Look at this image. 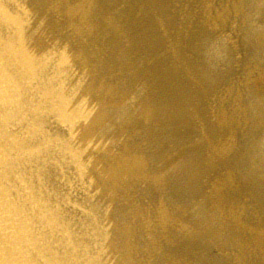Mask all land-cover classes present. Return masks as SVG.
<instances>
[{
	"label": "bare ground",
	"instance_id": "6f19581e",
	"mask_svg": "<svg viewBox=\"0 0 264 264\" xmlns=\"http://www.w3.org/2000/svg\"><path fill=\"white\" fill-rule=\"evenodd\" d=\"M120 2L87 10L67 0H0V264L183 263L188 249L176 257L172 244L163 247L161 222L121 193L145 160L132 147L114 158L113 145L130 146L127 130L169 104H148L168 90L159 72L133 73L144 57L132 51ZM169 54L168 77L177 78L189 66L178 47Z\"/></svg>",
	"mask_w": 264,
	"mask_h": 264
},
{
	"label": "rangeland",
	"instance_id": "374dc122",
	"mask_svg": "<svg viewBox=\"0 0 264 264\" xmlns=\"http://www.w3.org/2000/svg\"><path fill=\"white\" fill-rule=\"evenodd\" d=\"M67 1L90 10L97 0ZM114 7L126 15L132 51L144 57L133 73L159 72L160 89L170 90L149 98L169 107L131 126L130 146L113 145L114 158L132 147L145 160L130 175L131 194L121 193L161 222L163 247L172 244L176 257L188 249L180 264H264V0H122ZM174 47L189 68L170 78ZM117 77L124 84L129 71Z\"/></svg>",
	"mask_w": 264,
	"mask_h": 264
}]
</instances>
